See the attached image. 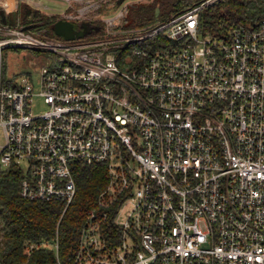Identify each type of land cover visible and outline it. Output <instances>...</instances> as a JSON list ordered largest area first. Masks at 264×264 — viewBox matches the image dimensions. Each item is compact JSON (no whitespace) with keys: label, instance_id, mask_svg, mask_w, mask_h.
<instances>
[{"label":"built area","instance_id":"obj_1","mask_svg":"<svg viewBox=\"0 0 264 264\" xmlns=\"http://www.w3.org/2000/svg\"><path fill=\"white\" fill-rule=\"evenodd\" d=\"M64 1L47 14L97 29L41 37L19 8L48 5L0 0V167L23 172L22 197L65 210L75 162L106 165L103 209L68 264H264V15L214 35L199 15L217 0L139 26L136 0ZM8 47L48 53L37 79L5 75ZM36 247L64 264L58 232Z\"/></svg>","mask_w":264,"mask_h":264},{"label":"trees","instance_id":"obj_2","mask_svg":"<svg viewBox=\"0 0 264 264\" xmlns=\"http://www.w3.org/2000/svg\"><path fill=\"white\" fill-rule=\"evenodd\" d=\"M199 1L151 0L150 3H135L129 8L127 25L149 24L156 17L164 20ZM156 9L159 11L157 16ZM19 12L24 24L36 23L45 30L39 36L60 37L53 32L54 15L33 9L27 3H21ZM263 15L264 0H217L200 12V29L203 33L221 35L234 24H256ZM90 26L93 33L96 26ZM73 171L77 190L64 210V203L60 201L22 197L20 180L23 172L14 164L0 167L1 264L26 260L30 264H53L54 254L50 247H36L28 254L26 246L31 242L51 240L57 232L62 262L68 264L71 261L88 213L103 209L99 205L100 195L108 184L105 164L76 161Z\"/></svg>","mask_w":264,"mask_h":264},{"label":"rangeland","instance_id":"obj_3","mask_svg":"<svg viewBox=\"0 0 264 264\" xmlns=\"http://www.w3.org/2000/svg\"><path fill=\"white\" fill-rule=\"evenodd\" d=\"M134 3H150L151 0H136ZM196 3V2H195ZM41 6L48 5L49 9L38 10L42 13L54 11L56 13L62 12L67 4L64 0H40ZM158 9H156L155 16H157ZM154 20H161L160 17ZM31 24V23H30ZM29 25V24H26ZM32 30V29H31ZM48 62V53L43 50H34L27 47H8L3 50V65L5 67V75L11 76L18 73H28L34 79L38 78V71L42 65ZM1 139V135H0ZM22 165L26 166L23 161Z\"/></svg>","mask_w":264,"mask_h":264},{"label":"water","instance_id":"obj_4","mask_svg":"<svg viewBox=\"0 0 264 264\" xmlns=\"http://www.w3.org/2000/svg\"><path fill=\"white\" fill-rule=\"evenodd\" d=\"M122 0H118V3H120ZM135 3H131L133 5ZM0 16L2 21H6L7 18L5 16V13L3 10H0ZM17 12L12 11L9 13L8 21L10 23H15L16 21ZM32 24L24 25L23 28H31ZM94 29H97V27H94ZM92 30V27L87 22H82L79 26V28L75 27V24L71 21L64 20V19H58L53 24V32L54 34L63 37L64 39H76L81 38L88 34Z\"/></svg>","mask_w":264,"mask_h":264},{"label":"flooded vegetation","instance_id":"obj_5","mask_svg":"<svg viewBox=\"0 0 264 264\" xmlns=\"http://www.w3.org/2000/svg\"><path fill=\"white\" fill-rule=\"evenodd\" d=\"M31 24H32L31 29L34 30L35 32H37L38 34H40V32H42L44 30L41 27H39V25L36 23H31Z\"/></svg>","mask_w":264,"mask_h":264}]
</instances>
